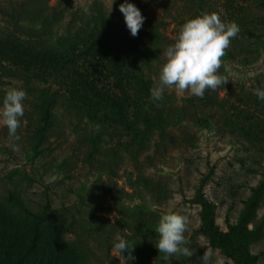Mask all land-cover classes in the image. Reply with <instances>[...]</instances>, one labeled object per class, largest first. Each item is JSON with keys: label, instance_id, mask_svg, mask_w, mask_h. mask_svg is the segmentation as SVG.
I'll return each mask as SVG.
<instances>
[{"label": "rangeland", "instance_id": "obj_1", "mask_svg": "<svg viewBox=\"0 0 264 264\" xmlns=\"http://www.w3.org/2000/svg\"><path fill=\"white\" fill-rule=\"evenodd\" d=\"M236 1L246 6L253 23L243 15L233 20L228 13L230 0H210L198 14L218 13L240 28L218 70L227 82L205 91L217 103L211 108L205 95L199 98L166 89L164 99L157 103L171 114L172 123L163 129L142 128L135 147L122 146L134 141L128 132L93 124L64 105L55 110L49 131L40 138L36 131L42 125L33 105L38 91L47 90V85L37 81L27 85L22 79L0 76V107L8 90L22 87L27 92L17 129L20 139L12 140L8 129L0 125V201L20 216L47 207V221L67 225L66 240L81 250V264H125L114 248L117 234L135 245L129 264H235L209 245L197 198L201 194L214 206L215 223L226 232L259 189L249 229L261 227L262 237L249 250L258 257L257 264H264V101L254 94L264 89V0ZM123 2L0 0V31L27 39L33 37L31 30H40L45 39L56 43L83 23L93 27L104 17L126 27L119 11ZM130 2L145 17L142 29L146 33L155 23L166 22L157 30L168 45H162L152 60L155 83L167 47L175 42L181 26L198 15L187 0H165L171 15L147 0ZM245 28L255 36L246 34ZM144 42L152 48L161 44L150 36ZM182 112L187 113L184 119ZM236 112L244 116L238 119L245 126L255 128V134L233 129ZM12 194L23 201L24 209L10 199ZM170 212L189 219L184 235L191 257L176 254L166 261L155 247L159 219Z\"/></svg>", "mask_w": 264, "mask_h": 264}, {"label": "trees", "instance_id": "obj_2", "mask_svg": "<svg viewBox=\"0 0 264 264\" xmlns=\"http://www.w3.org/2000/svg\"><path fill=\"white\" fill-rule=\"evenodd\" d=\"M187 1L198 15L204 12L210 0ZM147 2L171 15L165 0ZM229 9L233 20L243 15L242 18L254 22L246 6L236 0H230ZM83 24L74 34L69 33L56 43H52L50 37L45 39L40 30H31L33 37L27 39L16 32L0 31V76L19 78L27 85L35 81L47 85V90L38 91L33 105L42 125L36 131L40 138L49 131L55 110L64 105L93 124L128 132L134 141L122 146L135 147L142 128L163 129L172 123L171 114L164 113V108L152 101L149 91L154 87L152 60L162 45H168L157 31L164 28L166 22L155 23L148 33L141 28L135 37L125 26L105 17L93 27L90 23ZM244 32L255 36L249 28ZM35 34L41 37L34 38ZM148 36L161 44L150 47L144 42ZM205 98L211 108L217 103L208 93ZM235 114V122L231 123L234 130L256 133L252 125L247 127L238 119L244 117L241 112ZM180 115L184 119L187 113ZM92 145L95 151L97 139H92ZM259 195L258 189L245 202L238 222L226 232L215 223L214 206L198 195L202 231L209 245L231 257L235 264H257L258 257L250 253L249 246L262 237V228L249 229V225L255 217ZM10 199L24 209L18 196L12 194ZM47 211L46 207L38 213L20 216L0 201V264H81V250L66 240L67 225L47 221Z\"/></svg>", "mask_w": 264, "mask_h": 264}, {"label": "clouds", "instance_id": "obj_3", "mask_svg": "<svg viewBox=\"0 0 264 264\" xmlns=\"http://www.w3.org/2000/svg\"><path fill=\"white\" fill-rule=\"evenodd\" d=\"M119 11L130 35L137 36L145 21L141 10L130 0H124L119 5ZM239 32L236 22H226L218 13H203L187 20L181 26L175 42L166 49L165 62L159 69L158 79L149 90L152 101H162L166 89L174 88L180 93L187 91L203 98L206 90L223 86L227 80L218 74V70L222 65V57L226 54L225 50ZM254 94L258 100L264 101V89L258 88ZM26 99L27 92L22 87H14L7 91L0 107V125L8 129V135L14 141L20 139L17 129L24 116ZM188 224L187 216L175 212L160 217L155 229L159 234L155 247L159 253L164 254V260L167 261L176 254L192 256L190 248L185 246L187 242L184 234ZM116 241L115 250L125 260V264H129L134 259L132 251L135 245L119 234Z\"/></svg>", "mask_w": 264, "mask_h": 264}]
</instances>
